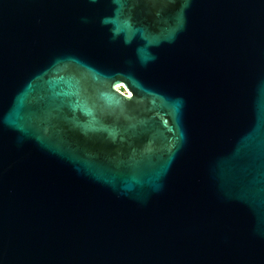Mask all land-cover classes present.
I'll list each match as a JSON object with an SVG mask.
<instances>
[{
  "label": "water",
  "instance_id": "obj_1",
  "mask_svg": "<svg viewBox=\"0 0 264 264\" xmlns=\"http://www.w3.org/2000/svg\"><path fill=\"white\" fill-rule=\"evenodd\" d=\"M0 264H264V0H0Z\"/></svg>",
  "mask_w": 264,
  "mask_h": 264
}]
</instances>
